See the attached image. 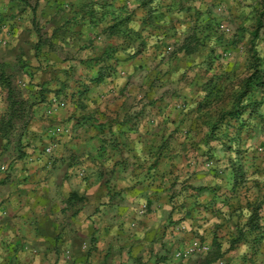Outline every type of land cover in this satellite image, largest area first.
<instances>
[{"label":"crops","instance_id":"0c3cea01","mask_svg":"<svg viewBox=\"0 0 264 264\" xmlns=\"http://www.w3.org/2000/svg\"><path fill=\"white\" fill-rule=\"evenodd\" d=\"M50 1L44 28L17 27L0 56L1 72L22 86L17 99L24 103L13 116L0 91V264H218V252L219 264H247L246 255L255 252L241 243L234 211L239 203L249 221L255 204L264 229V153L258 151L264 149V104L251 99L257 104L248 108L247 97L240 104L218 102L205 120L207 109L187 105L170 121L167 99L171 88L187 97L203 93L215 103L233 96L237 85H229L248 78L247 62L200 60L198 67L209 64L208 78L161 73L157 87L151 72L165 64L169 44H181L184 57L174 61L185 64L193 50L183 44L220 48L215 30L229 27L228 12L209 6L214 0H165L173 10L154 13L148 27L144 14L138 17L123 0H71L67 10L66 0ZM63 82L69 89L59 92ZM234 107L241 110L238 118L228 114ZM170 124L191 132L210 125L228 145L247 151L256 145L255 177L249 152L241 158L246 197L231 173L218 184L211 176L173 170L171 160L183 153L170 151ZM60 127L69 132L53 137ZM191 132L180 133L176 149L195 140ZM143 203L147 212L139 215ZM194 238L209 251L176 262L175 252ZM227 239L240 243H214ZM261 240L252 264H264Z\"/></svg>","mask_w":264,"mask_h":264},{"label":"rangeland","instance_id":"374dc122","mask_svg":"<svg viewBox=\"0 0 264 264\" xmlns=\"http://www.w3.org/2000/svg\"><path fill=\"white\" fill-rule=\"evenodd\" d=\"M89 1L90 0H88V2ZM123 2L125 3L124 5L129 8L128 10L138 12V14H136L138 17L141 16L140 13L144 14V17L142 16L143 18H141H146L145 22L147 23L148 27L156 22V19H152L154 13H159L164 9V13L170 14L172 9V5L170 3L166 5L165 0H149L152 5L151 7L147 8H145V3H148V0H123ZM126 2H132V4L128 5ZM155 2H157L156 5H154ZM49 3L52 4V1L0 0V56L4 54L5 46L6 44L10 43L13 32L18 29L17 27L30 26L31 30L35 32L40 31L41 28H44V14L50 12L47 10V4ZM69 4H72L71 0L64 1V5L62 6V8L67 10ZM209 6H212V8L215 9V11H217L218 13L224 9L228 12V17H230L231 20H228L229 27L227 29H223L224 33L221 32L219 28V30H217V32L222 34L223 38L226 39L227 44H219L220 48H216L213 51L211 50L212 47L210 44H199L200 48L198 49L194 46V44H187L189 45V49L192 48L193 50L192 53L189 54L190 56L188 55L190 61L187 60V64L182 61H174L175 58L184 57V54L181 52V50L183 49L180 48L181 44H169L168 48L165 49L163 54L166 58L165 64L157 66L154 65L151 69V72L154 76V87H157L160 84V81L157 80L158 82H156L155 78L161 73L169 74V76H172V73L173 75L178 74L179 76L196 73L200 74L202 79L208 78L210 75H208L209 73H205L204 69L208 68L209 64H202L201 67H198L197 62H200V60H204V62L206 63L207 61L215 58L220 59L228 57L230 58V60H240V58H243L244 62H247L246 67L249 68L250 62L253 60V57H260L263 60L264 66V26L258 32L257 38L252 36V32L255 30L259 22L264 25V16H262V14L264 13V0H226L225 2L222 0H214L213 4L211 5L210 3ZM43 9H46L47 11L44 13ZM65 10L62 11L64 13L61 14L60 18L64 17V15L66 14ZM45 28H47V31L51 30L50 26H45ZM147 40H151V37H148ZM194 48H196V50H194ZM191 61L192 63L190 64ZM220 67H226V65L220 64ZM250 72L251 71L249 69L248 74H250ZM12 84L15 89V95L20 96V90L22 89V86L16 82H12ZM234 85H237V91L233 93L234 95L232 96L227 94L225 95V97L218 99L216 103L214 101V98L207 97L203 95V93L201 94V96H197L196 98L193 95L191 97L184 96L182 93H178L176 92V90H173V88H171V85H169V88L171 89L169 91L167 99L169 108L172 110L170 112V121H175L177 115H182V113H180L182 111L180 110H184L187 105H197L207 109L205 113L206 117L203 118V120H205L210 118V106L214 107L218 102L223 103L224 105H234L235 103H240V101L238 100V96L236 95L237 92L243 89L244 81L239 82L238 84L229 85V88L234 89ZM61 87L62 89H60L59 92L69 89V85L65 84L64 82L62 83ZM255 89H257V87L253 88V90ZM56 90L58 89H54V92ZM255 93L251 94L250 96H253ZM253 98H255V96H253ZM241 101L243 102V100ZM17 102L22 101L17 99ZM191 113L192 112H189L188 115H191ZM60 129L62 133H53V137L54 134L55 136H61L62 134H67L69 132V130L67 129H63L61 127ZM182 131H186L187 133L191 132V130L187 129L179 130L173 128L170 124L169 134L170 138H172L173 140L171 141L170 151L172 154L175 153L176 150H178L177 152H179V154L180 152L183 153L182 156L176 155L175 158L171 160V166L173 170H177L176 172L185 171V174L186 172L202 174V176L206 178H209L211 176V182L219 180L218 184L225 182L227 180L228 174L231 173V176L233 178L231 181L233 185L239 188L238 192L240 196L246 197L245 188L247 186V183L246 179H244L241 173V169H245L246 166L242 163L241 158L244 159V156L247 155L246 153L249 152V164H252L249 169V175L251 177H255L257 173L256 150L254 151L256 145L250 146V149L248 151L244 149L245 146L242 149L240 144L236 142L228 145V143L224 142L225 140L223 138L215 137L216 135L220 134V131L215 132L216 130L212 129L210 125H208L201 126L196 128L195 130H192L191 135L195 137V140H188L185 145L182 146L183 151H180V149L176 148L179 145V139L181 136L180 133ZM172 161H174V163ZM204 181L206 183H210V181L207 179H204ZM253 185L255 184L250 185L251 188L256 189V186ZM238 204L239 203L235 204L236 211H234L237 217L236 230L240 237H245V240H242L241 243L246 247L248 246L252 252H255L253 254L246 255L247 264H252V261L256 258L255 255L258 254V251L260 250V240L264 239V229L257 220L258 210L255 209V204H250L254 206V210L252 216L249 217L251 219L249 221H246V218L248 216L247 211L244 210V208H241V206ZM248 232H251V235H249ZM260 232L263 233V236L260 235ZM258 237H260L261 239H259ZM194 241L198 242L199 251H195L189 255H185L186 251L188 250V248H190L191 244ZM214 243L217 247L219 244L223 248H226L227 246L229 248H236V246L239 245L240 240H238V242H233V240L227 239L226 241H223L221 243ZM208 251V245H205L203 242L194 238L193 240L189 241V244L186 245L183 250L175 252V254L179 252L182 253V256L178 258L175 257L177 260L176 262L180 263L184 261L188 262V260L191 261L192 259L196 258L198 254H202ZM219 254L220 252L215 255L218 264L222 259ZM221 264L224 263L222 262Z\"/></svg>","mask_w":264,"mask_h":264},{"label":"trees","instance_id":"16d2710c","mask_svg":"<svg viewBox=\"0 0 264 264\" xmlns=\"http://www.w3.org/2000/svg\"><path fill=\"white\" fill-rule=\"evenodd\" d=\"M262 16H264V13L262 14ZM263 24L261 22L258 23L257 27L255 28V30L252 32V36L257 38L258 37V32L263 28ZM215 34H216V39L217 42L219 44H227L226 39L223 38V35L218 33L217 30H215ZM194 41H199V38H196V36H194L192 38ZM182 48L186 49V51H191L188 48L187 44H184L182 46ZM253 57V56H252ZM263 60L260 57H253V60L250 62V75L248 76V78L245 79L244 81V87L243 89L240 91L239 95H238V100L244 101V97H247L248 102L246 103V105L248 106V108L250 106H254V104H257L256 102L252 101L251 99H257V101L259 102V104L263 103L264 104V68H263ZM1 72V70H0ZM12 80L5 76L2 72L0 73V91H6V101L8 102L9 108L12 111L11 115L13 116H18L20 114H18V106L17 105H24L23 102H17V97L15 95V89L14 86L12 84ZM257 87V89L253 90V88ZM0 92V94H1ZM256 92V93H255ZM255 93L253 96H255V98L253 97H248L251 94ZM263 94V95H260ZM246 99V98H245ZM240 104V103H239ZM238 104V105H239ZM232 111H229L228 114L230 117L232 118H238L241 115V110L235 109V107L233 109H231ZM255 220V219H254Z\"/></svg>","mask_w":264,"mask_h":264},{"label":"built area","instance_id":"2783aa9c","mask_svg":"<svg viewBox=\"0 0 264 264\" xmlns=\"http://www.w3.org/2000/svg\"><path fill=\"white\" fill-rule=\"evenodd\" d=\"M54 133H56V134H60V133H62V131H61L60 128H55ZM51 150H52V146L46 148V149H45V152H46V153H51ZM258 151L264 153V149H262V148H258ZM146 212H147V203H143V204L140 205V207H139V209H138V214H139V215H143V214H145ZM198 246H199V245H198V242L194 241V242L191 244L190 248H188V250L186 251L185 255H189V254H191V253H193V252H195V251H199V250H198V249H199ZM180 256H182V253H180V252L175 254V257H177V258L180 257ZM183 256H184V254H183Z\"/></svg>","mask_w":264,"mask_h":264}]
</instances>
